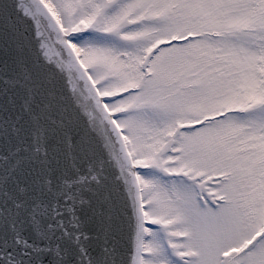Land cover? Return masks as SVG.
Segmentation results:
<instances>
[{
    "label": "snow or ice",
    "instance_id": "1",
    "mask_svg": "<svg viewBox=\"0 0 264 264\" xmlns=\"http://www.w3.org/2000/svg\"><path fill=\"white\" fill-rule=\"evenodd\" d=\"M0 264H264V0H0Z\"/></svg>",
    "mask_w": 264,
    "mask_h": 264
}]
</instances>
